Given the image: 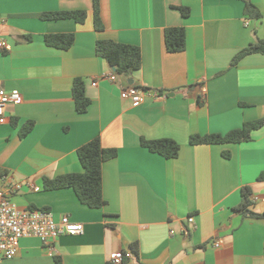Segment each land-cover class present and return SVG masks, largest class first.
<instances>
[{"label":"crops","instance_id":"obj_1","mask_svg":"<svg viewBox=\"0 0 264 264\" xmlns=\"http://www.w3.org/2000/svg\"><path fill=\"white\" fill-rule=\"evenodd\" d=\"M250 1L258 20L245 14L242 0H98L99 31L94 0H0V40L10 47L0 50V86L23 96L0 125V172L22 184L10 195L20 209L84 225L82 235L58 239L53 257L40 239L27 237L17 256L0 264H111L117 252L123 264H264V218L237 210L250 188L249 211L264 213V126L249 142H189L264 119V54L232 65L256 39L264 41V0ZM78 10L88 13L83 24L40 18ZM178 27L186 30V49L169 53L164 32ZM52 34H74V45L49 47L45 36ZM99 40L139 47L141 69L114 74L97 56ZM75 79L91 102L84 114L73 99ZM128 86L161 97L135 106L122 97ZM29 121L34 128L21 138ZM97 137L118 151L103 164L106 205L89 208L72 188L46 191L45 179L83 172L77 150ZM160 139L179 143V156L166 159L141 144Z\"/></svg>","mask_w":264,"mask_h":264},{"label":"trees","instance_id":"obj_2","mask_svg":"<svg viewBox=\"0 0 264 264\" xmlns=\"http://www.w3.org/2000/svg\"><path fill=\"white\" fill-rule=\"evenodd\" d=\"M245 3V14L252 20L261 18L260 10L250 1L242 0ZM182 15L187 18L190 10L180 8ZM88 13L84 10L59 13H45L40 15L44 20L73 19L79 24L86 22ZM94 25L96 30H103L104 25L100 16L98 0H94ZM75 42L74 34H52L45 36V43L49 47L60 50H69ZM165 48L169 53H179L186 49L187 35L182 27L168 28L164 32ZM97 56L104 59L113 69V73L121 77H129L133 72L139 71L142 67V53L139 47L122 44L113 40H99L96 45ZM264 54V41L256 39L249 47L242 50L234 58L232 65L251 54ZM72 95L76 110L80 114L88 111L90 99L86 95L85 83L82 79H75L72 88ZM264 126V119L246 122L242 128L230 131L225 135L209 134L194 135L190 137L191 145H212V144H237L249 142L255 131ZM34 128V122L29 121L20 132L21 138L26 137ZM142 146L152 153H157L166 159H175L179 156L181 146L171 139H160L147 141L142 140ZM116 149L104 148L99 137L82 145L77 150L78 159L82 165V173H73L58 176L54 179H45L44 188L46 191H54L72 188L80 202L89 208L100 209L106 205L103 196L102 169L103 164L116 158ZM259 181H264V172L260 174ZM251 189L242 190V203L237 208L245 216L253 218H264L263 214L249 211L251 205Z\"/></svg>","mask_w":264,"mask_h":264},{"label":"built area","instance_id":"obj_3","mask_svg":"<svg viewBox=\"0 0 264 264\" xmlns=\"http://www.w3.org/2000/svg\"><path fill=\"white\" fill-rule=\"evenodd\" d=\"M0 50L9 51V45L0 40ZM110 80L115 81L116 75L112 74ZM122 97L130 99L135 106L143 104L147 98L161 97L159 92L137 86H128L122 92ZM165 97V96H164ZM23 96L18 90L7 91L0 86V125L6 122V110L8 105H20ZM0 180L4 186L0 188V261L12 260L19 252L20 242L27 237H36L41 240L48 254L56 255V243L62 236H76L84 233V225L70 220L69 216H63L56 221L51 212L43 210L20 209L10 198L11 194L22 190V184L13 182L11 176L0 172ZM255 198L254 201H258ZM264 201V197L262 199ZM192 225H196L195 218H189ZM220 247V241L214 243ZM124 252H117L111 257V264H123Z\"/></svg>","mask_w":264,"mask_h":264},{"label":"water","instance_id":"obj_4","mask_svg":"<svg viewBox=\"0 0 264 264\" xmlns=\"http://www.w3.org/2000/svg\"><path fill=\"white\" fill-rule=\"evenodd\" d=\"M129 84H130V85H133V84H134V81H133V80H131V81L129 82Z\"/></svg>","mask_w":264,"mask_h":264}]
</instances>
